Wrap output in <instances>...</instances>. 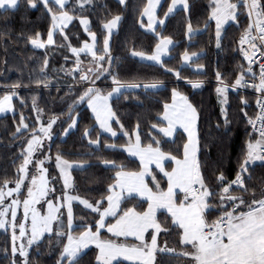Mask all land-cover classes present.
I'll return each mask as SVG.
<instances>
[{
	"label": "snow or ice",
	"instance_id": "snow-or-ice-1",
	"mask_svg": "<svg viewBox=\"0 0 264 264\" xmlns=\"http://www.w3.org/2000/svg\"><path fill=\"white\" fill-rule=\"evenodd\" d=\"M24 2L32 9L42 6L51 20L46 40L37 32L28 38L31 45L36 49H44L56 44L54 35H61L64 43L58 47L67 48L75 58V67L67 70L66 75H71L75 83L84 85L83 90L69 105L66 113L68 119L64 121L67 127L63 134L67 136L70 130L77 127L79 113L75 109L80 104H86L94 114L98 129L85 128L83 135L90 146L99 149L103 133H110L113 138L117 136L111 123L113 120L119 123L112 107L113 100L124 96L128 90L143 89L149 92L159 89L164 86L163 81H121L111 71L114 61L109 42L113 30L118 28L122 20L121 15L115 14L102 22L106 35L103 37L102 47H98L97 34L90 27L91 21L76 15L77 10L84 11L85 5H91L93 0ZM118 3L127 7V0H118ZM20 4L21 0H0V10L15 11ZM189 8V0H170V3L168 0L163 3L162 0H145L139 11V23L142 28L146 27L154 33L158 42L151 53L133 49L131 56L150 62V67L159 66L165 73H171L176 80L185 79L181 70L167 67L164 57L168 56L173 40L170 36L162 35L158 28L164 29L165 21L177 9L188 12ZM158 9L162 15H158ZM210 9L204 27L207 29L212 21L215 22V45L218 49L221 48L224 25L230 21L239 24L241 17H245L247 22L238 42V51L247 61V66H239V74L232 84L227 83L219 71L216 72L219 86L215 91L220 98L219 102L223 106L228 104L230 90L251 87L260 93L255 101L259 111L254 117H249L245 110L248 107L247 99L241 100L246 123L251 126L252 133L258 134V138L252 139L250 136L248 139L235 179L228 181L221 172L215 180L217 188L214 190L209 187L198 157L199 112L189 97L174 87L171 90L172 102L163 104L161 122L151 125L152 129L157 130V135H150L148 143L142 142L139 124L136 125L134 137L123 131L128 140L126 145L119 146V150L138 158V171L126 170L125 164L116 159L100 157L105 168L114 172V183L107 186L106 194L94 203L78 195L66 194V189L74 187L71 170L73 167L83 169L87 161L71 162L59 152L53 158L51 143L46 142H51L53 126L59 117L53 116L44 121L43 110L37 106V98L33 97L32 109L37 115L32 126L25 122L28 118L21 112L20 122L14 133V136L21 137L28 133L26 147L20 153L21 163L16 169L15 179H5L0 183V230L10 233L11 264H17V256L19 264H32L30 250L34 245L39 247L45 234H48L50 245L54 236L56 247L59 248L55 264H81L85 250L90 245H95L98 250L95 264H115L120 258L132 261L133 264H264V195L257 198L253 193L252 199L246 201L243 196H236L231 192L234 185L247 192L245 175L256 161L264 162V0H211ZM186 19V31L191 39L197 29L193 28L190 16ZM73 20H79L91 42L84 40L80 46L72 45L65 29ZM257 53L260 55L259 61L254 59ZM81 54L91 58L89 64H84ZM193 57L199 59L197 53L189 54L185 51L182 54L181 68L193 65ZM64 60L67 62L68 57L65 56ZM254 64L259 66L258 83L255 82ZM47 66L48 60L45 59L42 71ZM195 67L197 72L203 69L200 64H195ZM246 74L252 77L251 84L245 79ZM107 78L111 79V90L105 93L97 86V81ZM35 83L47 88L50 81L45 77ZM186 83L192 89L204 87L202 80L187 79ZM19 87V83L13 84L6 94L0 96V113L15 112L13 100L18 96L16 89ZM72 92L73 86L70 85L68 94ZM20 103L22 106L25 104L23 99H20ZM221 112L224 124L228 125L230 121L227 108L222 107ZM178 127L187 133V142L178 150H182V158L162 147L163 143H174L165 138L174 137ZM120 128L123 129L122 124ZM95 132H98L96 139H92V133ZM160 134L161 138H157ZM103 147L108 150L118 148L112 143H105ZM37 153L40 155L37 156ZM53 159L59 178L62 179L61 194L58 197L54 187L57 177L49 179L46 167ZM165 161H174L175 167L170 171L166 170ZM152 165L166 178V188L161 187ZM30 166L33 169L31 175ZM137 197L147 202L146 210H137L136 206L121 207L122 203L131 202ZM74 201H78L88 210L89 215L94 216L91 223L80 217V224H74ZM212 216L215 219H211ZM161 217L164 218L163 222ZM109 218L115 222H111ZM102 229H106L115 239H104ZM172 234L178 238L180 251L168 244L167 237ZM120 237L124 238V242H119ZM128 237H133L135 243H127Z\"/></svg>",
	"mask_w": 264,
	"mask_h": 264
},
{
	"label": "trees",
	"instance_id": "trees-1",
	"mask_svg": "<svg viewBox=\"0 0 264 264\" xmlns=\"http://www.w3.org/2000/svg\"><path fill=\"white\" fill-rule=\"evenodd\" d=\"M164 2V1H163ZM235 2V0H233ZM145 0H127V7L120 5L118 0H93L92 6L77 10L76 15L88 18L91 21V29L97 34L98 47H102V40L106 33L102 29V22L110 19L113 15L119 14L122 20L116 33L113 34L110 49L113 58L111 71L118 76L121 81L128 82H148L152 79L163 81V87L145 92L143 89L128 90L124 96L114 99L112 102L113 110L118 117L119 123L115 120L114 129L119 133L116 139L101 135V147L99 149L88 144L84 138L85 128H97L96 121L91 115L86 104H80L75 111L79 113L77 127L68 133L63 134L67 124L68 117L66 113L69 105L83 90L84 85L77 84L71 75H66V71L73 69L74 57L67 48H60L58 45L64 43L61 35H55L56 44L46 47L44 50H36L31 47L28 38L39 32L42 39L47 38L46 33L50 28L51 20L42 6L38 5L36 9L27 6L24 0L18 10L4 12L0 10V96L6 94L9 86L19 83L20 87L16 89L18 96L14 98L13 103L15 112L0 118V183L5 179L14 180L16 169L21 163L20 153L26 147V138L24 136H14L16 127L20 122L21 112L28 119L25 121L31 127L37 113L32 109V98H37V106L43 110V116L50 119L58 116L64 121L57 128L55 138L51 142V155L53 158L59 152L64 159L71 162L87 161L83 169H73L74 187L71 189L72 195H78L81 198L95 202L100 196L106 194V188L114 183V172L105 168L100 157L107 159H116L126 166V170L138 171L139 162L131 159L125 152L119 150V146L126 145L128 138L123 135L127 131L133 135L136 125L139 124V132L143 143L149 142L150 135H157V130L152 129V124L161 122L163 114V104L171 103V90L177 88L183 94L189 97L190 102L199 112L197 124L199 134V152L198 157L201 161L202 172L209 184L214 190L217 188L216 177L223 172L228 181L235 178L239 165L246 152L248 139H256L252 135L250 125L246 123L241 104L242 99H247L248 107L245 109L249 117L257 114V97L245 88L239 90H230L228 93V104L222 106L220 98L215 89L219 86L216 80V72L219 71L225 81L229 84L239 74L241 64L247 66L242 59L239 47V39L246 27V18L241 17L239 24L231 23L222 30L221 48L215 45V22L212 21L209 27L205 29L204 24L210 15L211 0H189V11L178 10L173 16L169 17L165 23L164 29H159L162 35L170 36L174 46L170 51V57L165 60L167 67L181 70L185 79L176 80L171 73H165L159 66L150 67L131 56L133 49L151 53L155 44L158 42L155 34L146 32L139 23V11L143 7ZM170 3V0H168ZM166 10V7L164 8ZM158 15H162L159 9ZM191 17V23L195 34L189 39L187 28V17ZM65 33L71 40L73 46H80L84 40L89 41V36L84 32L79 20H73L65 29ZM77 37L79 39H77ZM188 51L189 54L197 53L199 59L191 66L181 68L182 54ZM68 57L65 62L64 57ZM48 60V66L43 69V61ZM84 64L90 62V57L81 55ZM195 64L203 65V69L197 72ZM107 67V65H105ZM254 71V70H253ZM47 78L50 84L47 88L43 85L37 86L35 81ZM78 79V74H77ZM187 79L202 80L204 87L192 89L186 83ZM247 81L252 77L245 76ZM73 86V92L68 94V87ZM97 86L105 93L111 90V79H102L97 81ZM20 99L25 104L21 105ZM227 108V115L230 123L224 124V115L221 108ZM123 125V129L120 128ZM98 132L92 133V139H96ZM162 134L157 138H161ZM167 139V138H165ZM168 140V139H167ZM174 143H163L165 151L172 152L178 158H182V144L187 142L186 135L178 131L171 140ZM105 143H112L118 146L117 150H108L103 147ZM51 177L56 176L54 182L56 194H61L62 181L59 178L58 169L53 162L48 164ZM174 168L173 162L169 161L165 169L170 171ZM157 179L160 180L161 187L166 188V178L155 168ZM247 175L246 188L243 190L232 189L231 192L236 196H243L246 201L252 199L254 193L257 198L264 195V162L255 163L249 168ZM149 186L151 181L149 178ZM136 206L137 210H146L147 202L136 198L131 202L122 203L121 207ZM74 224H80V217L91 223L93 215H89L79 204L73 205ZM215 219V216L210 217ZM163 217L161 220L163 222ZM115 222L114 219H110ZM163 236V234H162ZM104 239H115L107 232H102ZM177 237L172 234L167 237L170 247L177 248ZM128 243L135 241L127 240ZM59 248L56 247L55 237L52 238L51 245L48 242V235L40 241L39 247L33 246L30 250V260L32 264H55ZM98 255L96 248H90L85 251L81 264H95V257ZM11 240L10 233L0 230V264H11ZM17 264L19 258L17 257ZM115 264H130L126 262H117Z\"/></svg>",
	"mask_w": 264,
	"mask_h": 264
},
{
	"label": "rangeland",
	"instance_id": "rangeland-1",
	"mask_svg": "<svg viewBox=\"0 0 264 264\" xmlns=\"http://www.w3.org/2000/svg\"><path fill=\"white\" fill-rule=\"evenodd\" d=\"M91 6H92V4H91V5H85V9H86V8H89V7H91ZM71 23H72V22H71ZM71 23H70V24H71ZM231 23H234V22H231V21H230L228 24L224 25L223 28L227 27V26H228L229 24H231ZM70 24H69V25H70ZM69 25H68V26H69ZM68 26H67V27H68ZM81 26H82V25H81ZM82 28H83V26H82ZM117 29H118V28H117ZM117 29H114V30H113V34L116 33ZM113 34H112V35H113ZM89 38H90V37H89ZM111 39H112V36H111ZM111 39H110V42H111ZM54 40H55V35H54ZM110 42H109V43H110ZM50 46H51V45H50ZM31 47L34 48L32 45H31ZM47 47H48V46H47ZM34 49H36V48H34ZM44 49H45V48H44ZM44 49H36V50H44ZM14 98H15V97H14ZM86 106H87V105H86ZM222 106H223V105H222ZM87 108H88V107H87ZM88 109H89V108H88ZM89 110H90V109H89ZM90 112H91V110H90ZM13 113H14V112H11V111H10V112H6V113H0V118H1V117H5V116H7V115H12ZM91 115H92L93 118H94V114H93L92 112H91ZM43 120H44V121H47V120H49V119H47V118H45V117L43 116ZM63 121H64L63 119L59 118L58 121H57V123L53 126V130H52V137H53V138H52V140H53V139L55 138V136H56L57 128L59 127V125H60ZM114 121H115V120H113V121L111 122V123H112V127H113V123H114ZM96 125H97V127H98V123H97V122H96ZM113 129H114V127H113ZM73 130H74V129H72V130H70V131H73ZM114 130H115V129H114ZM70 131H69V132H70ZM115 131H116V130H115ZM116 132H117V131H116ZM103 134L106 135V136H108V137H111V136H110V133H103ZM118 136H119V133L117 132V136L114 137V138H113V137H111V138L116 139ZM133 137H134V134H133ZM52 140H51V142H52ZM51 142H46V144H47V143H51ZM94 147H95V146H94ZM125 153H126V152H125ZM126 154H127V153H126ZM39 155H40V153H37V156H39ZM127 155H128V154H127ZM128 157H130V156H128ZM130 158H131V159H135V160L138 161V158H135V157H130ZM138 162H139V161H138ZM168 162H169V161H165L164 164L166 165ZM256 163H261V161H256ZM46 167H48V164H46ZM153 168H155V165H152V169H153ZM73 169H80V168L73 167ZM73 169H72V170H73ZM72 170H71V171H72ZM157 170H158V169H157ZM29 171H30V175H31V174L33 173V169L31 168V166H30ZM158 171H159V170H158ZM48 173H49V179H51V175H50V172H49V167H48ZM161 174H162V173H161ZM162 175H163V174H162ZM61 181H62V179H61ZM27 183H28V181H26V184H27ZM9 186L12 187V186H14V185H9ZM65 192H66V194L72 195V194H71V189H66ZM25 196H26V192H25ZM56 196L58 197V196H60V194H59V195L56 194ZM23 198H25V197H22V199H23ZM137 198L140 199L141 201H145V200H143V199L140 198V197H137ZM74 204H79V203H78V201H74V202H73V205H74ZM79 205H80V204H79ZM80 206H82V205H80ZM37 207H39V205H37ZM82 207H83V206H82ZM62 211H65V210L62 209ZM20 214H22V209L20 210ZM18 219H19V215H18ZM109 219H112V218H109ZM53 227H54V229H55V228H56V225L54 224ZM101 232H107V231H106V229H102ZM108 234H110V233H108ZM47 235H48V234H45V236H47ZM110 235H111V234H110ZM127 240L135 241L133 237H128ZM119 242H124V238H123V237H120V238H119ZM127 243H128V242H127ZM129 244H132V243H129ZM90 248H95V245H90V247H89L88 249H90ZM88 249H86V250H88ZM86 250H85V251H86ZM97 251H98V250H97ZM17 257H18V256H17ZM18 258H19V257H18ZM120 261H122V262H126V263H130V264H133L132 261H127V260H124L123 258H120V259H119L118 261H116L115 263L120 262ZM17 263H18V262H17Z\"/></svg>",
	"mask_w": 264,
	"mask_h": 264
},
{
	"label": "built area",
	"instance_id": "built-area-1",
	"mask_svg": "<svg viewBox=\"0 0 264 264\" xmlns=\"http://www.w3.org/2000/svg\"><path fill=\"white\" fill-rule=\"evenodd\" d=\"M245 47H247V45H245ZM240 55H241L242 59L247 63V61L244 59V57H243V55H242L241 52H240ZM254 59L257 60V61L260 60V55H259V53H257V56L254 57ZM253 70H254V72L256 73V80H255V82L258 83V82H259V80H258V78H259V66H258V64H254V65H253ZM248 82H249V84H251V83L253 82V80H249ZM247 90H248L250 93L254 94L257 98H259L260 93L255 92L251 87H249ZM258 111H259V109L257 108V112H258ZM250 130H251V126H250ZM251 133H252V130H251ZM252 135H254L255 137L258 138V134H257V133H252ZM234 179H235V178H234ZM246 182H247V175H245V186H246ZM233 189L241 190V189H239V188H238L237 186H235V185L233 186Z\"/></svg>",
	"mask_w": 264,
	"mask_h": 264
},
{
	"label": "crops",
	"instance_id": "crops-1",
	"mask_svg": "<svg viewBox=\"0 0 264 264\" xmlns=\"http://www.w3.org/2000/svg\"><path fill=\"white\" fill-rule=\"evenodd\" d=\"M163 1L164 0H162V3H163ZM178 10H180V9H177V11ZM176 11V12H177ZM158 12H159V9H158ZM174 15V14H173ZM173 15H171V16H173ZM170 16V17H171ZM146 20H147V18H145V22H146ZM167 21V20H166ZM166 21H165V23H166ZM118 28H119V26H118ZM146 32H148V33H151V34H154V33H152V32H150V31H148L147 29H146V27H144L143 28ZM224 29V28H223ZM118 30V29H117ZM117 32V31H116ZM195 34V33H194ZM193 34V35H194ZM192 35V36H193ZM113 36V35H112ZM89 42H91L90 41V38H89ZM173 46H174V43H173V45H170L169 46V54H168V56H166V57H164V60H166V59H168L169 57H170V51H171V49L173 48ZM81 55H84V54H81ZM136 59H138L139 61H141V62H143V63H147V64H150V62H148V61H142L139 57H135ZM196 59V57H193V60H195ZM162 119V118H161ZM178 131H182L185 135H186V138H187V133H185L184 131H183V129H181V128H177V131H176V133L178 132ZM176 133L174 134V136L176 135ZM174 137H172V138H167L168 140H172ZM171 162H173V164H174V167H175V162L174 161H171ZM156 169V168H155Z\"/></svg>",
	"mask_w": 264,
	"mask_h": 264
}]
</instances>
